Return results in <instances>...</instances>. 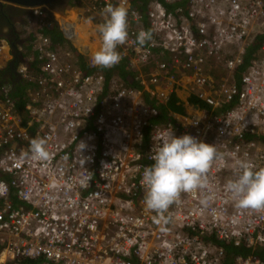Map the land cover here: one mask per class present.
Wrapping results in <instances>:
<instances>
[{"label": "built area", "instance_id": "built-area-1", "mask_svg": "<svg viewBox=\"0 0 264 264\" xmlns=\"http://www.w3.org/2000/svg\"><path fill=\"white\" fill-rule=\"evenodd\" d=\"M89 1L87 11L76 8L69 17L32 6L40 27L16 53L0 36V70L22 53L14 74L30 83L20 112L11 86L0 82V264H223L218 241L264 248V211L238 208L226 191L238 160L264 167V42L244 65L248 45L264 31V0H188L186 9L149 0L145 16L132 0ZM108 3L128 8L129 38L119 52L139 85L107 79L91 64L89 35L74 38L87 15ZM53 21L71 44H54L40 31ZM143 30L153 39L142 48L135 39ZM86 46L91 53L82 52ZM184 74L189 94L205 106L186 103L184 113L154 122ZM170 127L177 137L215 145L220 158L209 189L182 194L162 230L145 209L142 176ZM37 137L47 140L51 160L30 158ZM230 264L264 260L237 254Z\"/></svg>", "mask_w": 264, "mask_h": 264}, {"label": "clouds", "instance_id": "clouds-1", "mask_svg": "<svg viewBox=\"0 0 264 264\" xmlns=\"http://www.w3.org/2000/svg\"><path fill=\"white\" fill-rule=\"evenodd\" d=\"M103 15L104 22L98 25L102 42L91 57V64L93 67L112 68L122 59L118 47L126 44L129 38V11L123 3H108ZM152 39L153 33L143 30L136 35L135 43L143 48ZM84 148V142H79V152ZM29 153L30 158L36 161L52 159L47 140L42 137L30 141ZM219 158L215 145L198 141L189 134L177 137L171 127L161 138V144L152 156L154 163L144 168L142 181L146 188L145 209L157 214L156 223L162 230L172 222L169 209L179 202L182 194L209 189L208 174ZM84 163V158H81V166ZM237 168V177L226 184L231 199L240 209L264 211V167L256 169L250 161L238 160ZM90 180L91 176L85 177L81 181L82 186L87 187ZM211 198L206 196L201 203L207 205Z\"/></svg>", "mask_w": 264, "mask_h": 264}, {"label": "trees", "instance_id": "trees-1", "mask_svg": "<svg viewBox=\"0 0 264 264\" xmlns=\"http://www.w3.org/2000/svg\"><path fill=\"white\" fill-rule=\"evenodd\" d=\"M148 1L149 0H132V5L136 6V8H138L141 11L142 15L145 16ZM161 1L163 2L164 6L167 9L173 8L178 4L181 5L183 9H186L188 5V0H178L174 3H166L163 0ZM74 4H75V0H65L64 2L65 6L68 5L73 6ZM144 23L146 24V20H144ZM40 31L43 34L49 36L54 44H59L66 41L63 32L54 21L50 26L42 27ZM263 42H264V31L256 34L252 42L248 45L245 54L244 65L249 63V59L251 55L254 54L258 50V48H260ZM72 48L76 50L75 47ZM77 54H78L79 63L82 66V68L85 71H90V68L86 64L85 58L80 53L77 52ZM162 58L166 59L168 62L170 61V55L168 53H165V56ZM18 61H19L18 56L13 55V57L8 62V64L3 69L0 70V82L2 81V77L5 78L8 77L15 80L16 74H14V67L18 63ZM242 68L243 67L237 70L236 77H239V72L242 70ZM101 69L106 74L107 79H110L112 76H114L115 78L122 79L127 84L139 85V81L138 79H136L137 72L135 69L130 68L127 57H122L120 63L112 68H101ZM143 69L147 70L148 67L145 66ZM29 86L30 83L28 81L18 77L15 81L14 88H12L11 94L13 97L16 98L17 108L20 112H22L24 108L26 102V91ZM187 102L196 103L200 107L205 106V104L202 101H200L195 95H190L187 98ZM158 106H159L158 107L159 112L157 116L153 119L154 122L172 120L173 112L184 113L186 110L185 101L182 100L175 91H172L168 99L164 103L158 104ZM25 118L26 117L24 115L23 119ZM261 138L264 140V136H262ZM218 242L222 244L225 248L226 257L223 264H230L233 257L237 254H243V255L255 254L259 256L262 260H264V248L262 247H258V246L249 247L243 244L235 245L231 242H225V241H218Z\"/></svg>", "mask_w": 264, "mask_h": 264}, {"label": "crops", "instance_id": "crops-1", "mask_svg": "<svg viewBox=\"0 0 264 264\" xmlns=\"http://www.w3.org/2000/svg\"><path fill=\"white\" fill-rule=\"evenodd\" d=\"M1 4L4 6L6 5V3H4L3 1H0ZM90 1L89 0H75V4L72 6V8L78 4L75 7H82L80 8L81 10H85L87 11V6L89 5ZM53 4V3H52ZM13 5V4H12ZM19 11H20V15L17 18H13V27H14V32H15V43L11 44L10 40L7 38V36L5 35V33H0V36L5 37L9 43H10V52H12L11 50L15 48V45L20 44V45H24V46H29L30 45V41L32 39V35H34L39 27H40V23L38 21V19L35 21H33V23H31V21L29 20L30 18V13H29V9L19 6V5H15ZM58 6V5H57ZM65 5L62 4L61 6L59 5V7H64ZM56 10V11H55ZM52 9L53 13L54 12H58L61 15H66L65 17H69L72 14L69 12L71 11V8H65L63 10H59V9ZM69 12V14H67ZM90 12V11H89ZM19 13V12H18ZM71 14V15H70ZM104 15H103V11H101L100 13H89L87 15V21L85 22V24H79L78 28H79V32L77 34V38L74 37L76 40L80 41L82 39H84L89 32L92 33L88 36V40H90L91 44L95 45V50H98V48L101 45V35L98 32V25L104 22ZM89 21L91 23H89ZM58 26V25H57ZM76 27V26H75ZM3 32L5 31L4 26L0 27ZM7 48V46H6ZM120 49V46L118 47V51ZM0 59L3 60V56H0ZM9 62V61H8ZM7 62V64H8ZM6 64V65H7ZM3 65L2 69L6 66ZM18 78V76L15 77L14 79L8 78V77H2L3 81H7L8 84L11 86V88H14L15 85V81ZM179 80H181V83L178 84V87L175 89V92L177 93V95L185 101V104L188 103L187 102V98L192 95L189 94V85H190V78L188 75L184 74L182 76L179 77ZM193 105H197L196 103H192Z\"/></svg>", "mask_w": 264, "mask_h": 264}, {"label": "flooded vegetation", "instance_id": "flooded-vegetation-1", "mask_svg": "<svg viewBox=\"0 0 264 264\" xmlns=\"http://www.w3.org/2000/svg\"><path fill=\"white\" fill-rule=\"evenodd\" d=\"M64 2L65 0H54L52 3L55 6H61L62 4H64ZM19 15L20 11L15 5L6 3V5L3 6L0 2V27L4 26L5 28V31L3 32L2 30H0V33H5L11 44H14L16 41L13 27V18H18Z\"/></svg>", "mask_w": 264, "mask_h": 264}, {"label": "water", "instance_id": "water-1", "mask_svg": "<svg viewBox=\"0 0 264 264\" xmlns=\"http://www.w3.org/2000/svg\"><path fill=\"white\" fill-rule=\"evenodd\" d=\"M0 1H3V2H6L8 4H13V5H19V6H22V7H25L27 9H29V13H30V8L32 6H36V5H42V6H46L47 9L51 12L52 9H59V10H63L64 7H59V6H55V5H52V2L54 0H0ZM56 11V10H55ZM83 17L82 15H80V18ZM84 18V17H83ZM57 24V23H56ZM82 52L83 53H91L92 50H93V47H84V48H81ZM12 53H16V50H11ZM17 56L19 57L20 60H23V55L22 53H17ZM197 106V105H195Z\"/></svg>", "mask_w": 264, "mask_h": 264}, {"label": "rangeland", "instance_id": "rangeland-1", "mask_svg": "<svg viewBox=\"0 0 264 264\" xmlns=\"http://www.w3.org/2000/svg\"><path fill=\"white\" fill-rule=\"evenodd\" d=\"M77 5H78V4H76L75 6H77ZM75 6H74L73 8H71V11H69L71 14H73V11H74L73 9H76V8H82V7H83V6H82V7H80V6L75 7ZM69 12H68L67 14H69ZM71 14H70V15H71ZM55 15H56L57 17L59 16V14H57L56 12H55ZM71 16H73V15H71ZM35 19L37 20V19H38V16H35V15H31V14H30V18H29V20L31 21V23H33V21H35ZM89 23H91V22L89 21ZM90 34H92V33L89 32V33H88L86 36H84V37H87V36L90 35ZM32 36H34V35H32ZM30 42H31V41H30ZM68 42H69V41H68ZM68 42L65 41V42L63 43V45L68 46L69 44H71V43H68Z\"/></svg>", "mask_w": 264, "mask_h": 264}]
</instances>
